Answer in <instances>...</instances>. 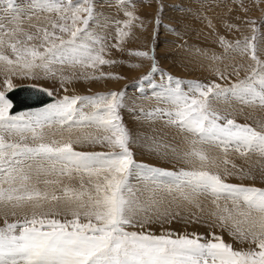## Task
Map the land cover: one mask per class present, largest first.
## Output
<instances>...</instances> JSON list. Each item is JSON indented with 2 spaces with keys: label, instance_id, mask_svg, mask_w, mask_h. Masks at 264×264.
Returning a JSON list of instances; mask_svg holds the SVG:
<instances>
[{
  "label": "snow or ice",
  "instance_id": "snow-or-ice-1",
  "mask_svg": "<svg viewBox=\"0 0 264 264\" xmlns=\"http://www.w3.org/2000/svg\"><path fill=\"white\" fill-rule=\"evenodd\" d=\"M7 4L9 9L18 12L15 0H7ZM30 10L57 13L58 16L57 19L49 18L46 26L33 25L35 34L19 26V15H13V20L17 21L15 28L5 31L0 23V48L6 46L15 54L12 59L0 51V62L19 66L29 73L34 68H42L52 75H55L50 67L53 64L95 68L114 63L103 55L105 38L88 29L93 18L89 0H77L76 3L73 0H30ZM126 15L135 19L131 12ZM124 26L130 27L131 20ZM128 34L119 30L121 40ZM35 40H40V44L30 43ZM253 41L254 36L245 38L244 50L250 51L251 58L260 66ZM237 46H240L239 41ZM134 55L147 57L148 53L136 52ZM152 71H158L155 65ZM220 76L223 78V73ZM144 79L150 81L152 77L149 75ZM173 80L168 76V84L161 85L163 92L157 95L174 109L157 108L145 115L167 116L168 123L195 137L191 141V151L185 155L198 159L201 166L178 172L135 163L129 148L131 137L119 114L124 93L64 96L40 112L14 115L13 103L8 96L14 85L11 79L5 80V88L0 90V202H14L13 207L31 203L34 210L23 222L7 223L0 228V264H264V189L226 182L220 174L204 167L209 157L195 147L197 143H215L225 151L234 146L242 155L257 151L264 156V130L221 115L209 102L210 98L227 101L231 95L242 103L264 107V72L253 69L249 77L228 88L215 82H191V95L181 89L179 80H175V87H172ZM81 102L82 107H77ZM88 105L96 109L91 114L83 111ZM53 124L68 125L69 128L95 125L108 133L102 139L95 138L96 142L106 141L113 151L79 152L70 138L29 146L5 137L7 133L23 140L26 133H31L34 140L43 141V129ZM261 128L264 129V125ZM85 139L89 137L85 136ZM133 168L154 184L164 183L160 177L170 178L168 191L173 187L190 188L217 200L226 194L235 206V214L225 208L227 217L221 216L220 220H231L230 235L247 243V249H234L214 233L208 238L196 234L173 237L172 233L155 235L127 230L143 227V223L134 219L136 209L144 210L143 207L125 195L132 191L128 178ZM74 173L80 174L79 189L65 185L58 195L36 186L38 183H61L59 179L41 181V175L72 179ZM85 174L90 181L96 177L94 193L84 185ZM33 175L35 183H32ZM61 200L67 205H75L71 209L72 219L62 221L55 218L59 213L50 215L35 211L43 207L42 202Z\"/></svg>",
  "mask_w": 264,
  "mask_h": 264
},
{
  "label": "rangeland",
  "instance_id": "rangeland-1",
  "mask_svg": "<svg viewBox=\"0 0 264 264\" xmlns=\"http://www.w3.org/2000/svg\"><path fill=\"white\" fill-rule=\"evenodd\" d=\"M76 2L77 0H73V3ZM89 2L93 7V18L89 21L88 29L105 38L106 47L103 55L105 59L114 63L95 68L53 64L50 67L55 75H52L45 73L42 68H34L29 73L19 66H8L0 62V90L5 88L6 79H11L13 88L23 84L42 85L55 96V100L48 106L64 96L95 97L98 94L122 92L123 106L119 109V114L130 134L129 148L136 164L174 172L180 169L199 168L201 164L198 159L185 155L191 151L193 147L191 141L195 137L168 123L167 116L159 114L147 116L145 113L153 112L157 108L174 109L172 104L158 98L157 95L163 92L160 86L168 84V76L174 78L172 87H175V80H179L181 89L191 95L189 91L191 82L206 84L215 82L228 88L249 77L253 69L264 72V0H89ZM15 8L18 12L8 8L7 0H0V23H3L5 31L17 26L13 15H19V26L33 34L36 33L33 25L46 26L49 18L57 19L58 16L57 13L33 12L30 10V0H15ZM126 12H131L135 19L128 17ZM129 20L131 26L125 28L124 25ZM78 26L83 27L82 24ZM119 30L129 34L121 40ZM253 36L260 66L251 58L250 51L244 50L245 38ZM20 38L23 39L22 34ZM238 41L240 46H237ZM40 42L35 40L30 43L39 45ZM228 44L231 47H227ZM0 51L15 59V54L10 48L5 46L0 48ZM136 52H147L148 56L134 55ZM153 65L158 71H152ZM221 73L223 78L220 76ZM149 75L152 79L145 80L144 77ZM209 102L221 115H227L237 123L248 124L257 130H264L261 128V125H264V107L242 103L231 95L227 101L223 98H210ZM82 105L83 102L77 107ZM48 106L14 115L40 112ZM95 110L91 105L83 107V111L88 114ZM25 135L26 139L22 140L19 136H9L5 133L6 139L29 146L70 138L74 142V149L79 152L113 151L106 141L96 142L95 138L102 139L108 133L95 125H74L69 128L68 125L53 124L43 129V141L34 140L31 133ZM85 136L89 139H85ZM195 147L197 150H203L209 157L204 167L220 174L226 182L264 189V156L259 152L250 151L242 155L234 146L225 151L215 143H197ZM130 171L128 183L132 191L126 192L125 195L130 200L138 201L144 210L136 209L134 217L136 221L143 223V227L136 226L127 230L150 232L155 235L172 233L173 237L177 234L189 236L196 234L208 238L214 233L231 244L234 249H247V243H242L230 235L231 220L226 222L220 220L221 216L227 217L225 208L235 214V206L226 198V194H222L217 200L210 194L194 193L190 188H186L188 190L185 191L184 188L173 187L172 191H168L170 178L160 177L159 180L164 183L154 184L139 175L138 169L133 168ZM73 177L69 179L67 176L41 175L39 177L41 181L59 179L61 183L52 185L38 183L36 186L42 191L49 193L55 191L59 195L65 185L80 188V174L74 173ZM35 181L36 177L33 175L32 183ZM83 181L85 187L94 193L96 177L90 181L85 174ZM4 187L7 188L8 185L5 184ZM188 191L191 195H188ZM174 196L175 202L171 199ZM185 196L188 198L185 199ZM183 201L189 204L182 205ZM13 203L0 202V228L5 227L7 223L23 222L24 217H30L34 210L31 203L23 207H13ZM42 203L43 207L35 211L48 212L50 215L59 213L55 218L62 221L72 219L71 209L75 208V205H67L63 200ZM81 220L85 222L83 216ZM198 230H202L203 233L199 234Z\"/></svg>",
  "mask_w": 264,
  "mask_h": 264
},
{
  "label": "water",
  "instance_id": "water-1",
  "mask_svg": "<svg viewBox=\"0 0 264 264\" xmlns=\"http://www.w3.org/2000/svg\"><path fill=\"white\" fill-rule=\"evenodd\" d=\"M49 92L46 87L35 84H23L13 88L8 93L13 103L12 114L46 107L55 99Z\"/></svg>",
  "mask_w": 264,
  "mask_h": 264
},
{
  "label": "bare ground",
  "instance_id": "bare-ground-1",
  "mask_svg": "<svg viewBox=\"0 0 264 264\" xmlns=\"http://www.w3.org/2000/svg\"><path fill=\"white\" fill-rule=\"evenodd\" d=\"M33 20H34V19H33ZM36 21H37V20H36ZM54 100H55V99H54ZM143 188H144V187H143ZM184 190L187 191L188 189L184 188ZM176 192H177V191H176ZM186 193H187V192H186ZM186 193H185V194H186ZM188 193H189L188 195H191L189 191H188ZM194 193H195V192H194ZM205 194H207V193H205ZM176 195H177V194H176ZM209 196H210V195H209ZM175 198H176V196L171 197L172 201L175 202ZM192 198H193V197H192ZM179 201H181V200H179ZM176 202H177V199H176ZM177 203H178V202H177ZM193 203H195V202H193ZM181 204H182V205H184V204L186 205V204H189V203L183 201V203H181ZM191 204H192V201H191ZM197 232H198L199 234L203 233L202 230H198Z\"/></svg>",
  "mask_w": 264,
  "mask_h": 264
}]
</instances>
